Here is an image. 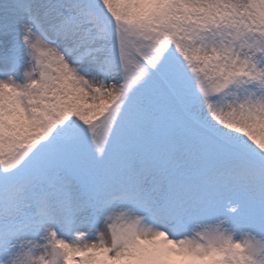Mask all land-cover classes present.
<instances>
[{"label":"snow or ice","instance_id":"6c2138e0","mask_svg":"<svg viewBox=\"0 0 264 264\" xmlns=\"http://www.w3.org/2000/svg\"><path fill=\"white\" fill-rule=\"evenodd\" d=\"M0 264H264V0H0Z\"/></svg>","mask_w":264,"mask_h":264}]
</instances>
